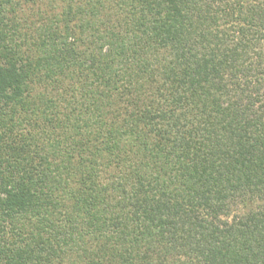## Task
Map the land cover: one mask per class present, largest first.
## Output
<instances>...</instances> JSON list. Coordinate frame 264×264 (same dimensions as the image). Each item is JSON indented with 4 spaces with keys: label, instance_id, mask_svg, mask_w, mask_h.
<instances>
[{
    "label": "trees",
    "instance_id": "1",
    "mask_svg": "<svg viewBox=\"0 0 264 264\" xmlns=\"http://www.w3.org/2000/svg\"><path fill=\"white\" fill-rule=\"evenodd\" d=\"M0 264H264V0H0Z\"/></svg>",
    "mask_w": 264,
    "mask_h": 264
},
{
    "label": "rangeland",
    "instance_id": "2",
    "mask_svg": "<svg viewBox=\"0 0 264 264\" xmlns=\"http://www.w3.org/2000/svg\"><path fill=\"white\" fill-rule=\"evenodd\" d=\"M32 13H33V10H31V11H30V10L26 11V14H27V15H31ZM35 14H36V13H34L32 16H34ZM18 19H19V18H18ZM19 20H20L19 22L23 23L21 19H19ZM33 22H34V21H33Z\"/></svg>",
    "mask_w": 264,
    "mask_h": 264
}]
</instances>
